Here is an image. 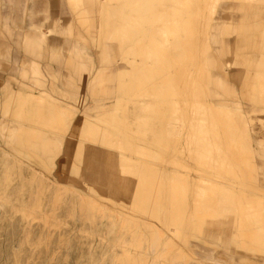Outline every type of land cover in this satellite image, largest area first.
I'll list each match as a JSON object with an SVG mask.
<instances>
[{
	"label": "rangeland",
	"instance_id": "1",
	"mask_svg": "<svg viewBox=\"0 0 264 264\" xmlns=\"http://www.w3.org/2000/svg\"><path fill=\"white\" fill-rule=\"evenodd\" d=\"M47 1L43 26L25 34L45 41L30 48L19 36L25 6L0 0V14L11 17L0 20V264H264V243L252 241L264 229V0H218L214 8L216 0ZM83 14L94 18L81 20ZM165 15L181 16V25L158 28L168 23L157 18ZM54 17L69 23L73 39L54 26ZM168 32L176 40L169 36L165 44ZM65 40L75 42L81 58L56 54L53 46ZM10 49L36 63L40 74L24 76V63L9 62ZM102 66L94 84L95 97L106 103L102 113L79 108L80 89L57 83V96L73 105L47 94L53 72L66 80ZM207 103L244 112L252 167L239 172L222 163L223 155L221 163L206 161L219 160L216 134L195 127L201 118L217 119ZM52 104L63 114L49 113ZM88 126L98 127L100 138ZM230 132L219 136L227 153ZM93 147L100 149V166L112 164L104 181L84 174ZM120 153L130 162L120 165ZM115 184L118 194L110 197ZM250 204L260 208L256 217L247 214Z\"/></svg>",
	"mask_w": 264,
	"mask_h": 264
},
{
	"label": "bare ground",
	"instance_id": "2",
	"mask_svg": "<svg viewBox=\"0 0 264 264\" xmlns=\"http://www.w3.org/2000/svg\"><path fill=\"white\" fill-rule=\"evenodd\" d=\"M77 3H80V1H76ZM217 2H218V0H216L214 3H213V8L216 6V4H217ZM190 4H192V2H190ZM179 17H181V16H171V17H168L167 15H165V16H162V17H157L159 20L161 19L162 20V18H167V22L168 23H157L156 24V26H159L158 28H160V26H165V27H174V26H180L181 24L180 23H176V20L179 18ZM185 18H187V16H184ZM93 18H94V16L93 15H88V16H85V17H82V19H84V20H93ZM131 17H120L119 19H130ZM170 18V19H169ZM194 18V17H193ZM154 19V18H153ZM171 19H173V21H175V23H169V20L171 21ZM155 20V19H154ZM157 22V21H156ZM156 22H153V23H156ZM189 24H191V23H189ZM197 24V23H196ZM112 25H115V24H112ZM112 25H106L105 24V26H112ZM152 24H146V26H151ZM208 25H211V24H207V26ZM101 26H103L102 24H99V27H101ZM115 26H120V25H118V24H116ZM114 26V27H115ZM123 26V25H122ZM154 26V25H153ZM195 26V23H194V25H193V27ZM203 26V25H202ZM201 26V27H202ZM204 26H205V24H204ZM97 27V26H96ZM113 27V28H114ZM121 27V26H120ZM132 27V26H131ZM183 27L185 28V26L183 25ZM192 27V26H191ZM116 28V27H115ZM162 28V27H161ZM184 28H181V29H183V31H184ZM190 28V27H189ZM203 29L204 28H206V26L205 27H202ZM208 28V27H207ZM125 29V28H124ZM168 28H166V30H167ZM191 31L193 30V28H191L190 29ZM154 31H156V30H154ZM163 31V30H162ZM162 31H161V38H162ZM182 31V32H183ZM186 31V30H185ZM207 31H208V29H207ZM206 31V32H207ZM203 32L204 31H202V35H204L203 34ZM209 32V31H208ZM114 33H115V31L113 30V33H112V36H114ZM158 33V32H157ZM156 33V34H157ZM184 33V32H183ZM191 33V32H190ZM194 33H196V32H194ZM193 32L191 33V34H194ZM199 33H201V32H199ZM111 34V33H110ZM177 34V33H176ZM207 34V33H206ZM204 35L205 36V38H206V36L207 35ZM126 32H125V30H123V29H121V36H123V39H125L126 38ZM128 36H129V34H128ZM167 36L168 37H166V42H165V44L166 43H168L167 42V38H169V36L170 37H172V39L173 40H176V35L173 33V32H168V34H167ZM204 36L202 37V39L204 38ZM163 37H164V35H163ZM185 37V36H184ZM190 38V37H189ZM207 38H209L208 36H207ZM164 39H165V37H164ZM169 39H171V38H169ZM168 39V40H169ZM181 39V38H180ZM121 40V39H120ZM156 40V39H155ZM173 40H171L170 42H172ZM157 41V40H156ZM204 41H206V42H208V40H204ZM213 41H215V42H217V38L215 39V37H213ZM158 42V41H157ZM180 42H181V40H180ZM174 43V42H173ZM165 44L164 45H162L161 44V47L163 46V48L165 47ZM169 44V43H168ZM171 44V43H170ZM201 44H203V43H201ZM207 44V43H206ZM158 45H160L159 44V42H158ZM210 45V44H209ZM168 46H170V45H168ZM111 47V46H110ZM158 47V46H157ZM156 47V48H157ZM185 47V46H184ZM205 47V49H207L206 48V45L205 46H203V48ZM159 48V47H158ZM174 48V47H173ZM176 48V47H175ZM186 48V47H185ZM165 49V48H164ZM172 50H174V49H172ZM175 50H177V49H175ZM204 50V49H203ZM202 50V51H203ZM208 50V49H207ZM188 52V51H187ZM206 51H204V53H205ZM185 53H186V51H185ZM185 53H183V54H185ZM153 55V54H152ZM148 56H150L149 55V53H148ZM170 56V55H169ZM163 57H164V55H163ZM185 57V56H184ZM170 59V58H169ZM171 59H173V58H171ZM184 59V58H183ZM192 59V58H191ZM158 60H159V58H158V56H157V59L155 60L156 62H158ZM124 61V60H123ZM122 61V62H123ZM185 61V60H184ZM174 62H176V63H173V64H177V61L175 60ZM186 63V62H185ZM147 65V64H146ZM177 65H179V64H177ZM176 66V65H175ZM107 67V66H106ZM148 67H149V65H148ZM171 67V66H170ZM184 68H186V67H184ZM174 69H177V67L176 68H174ZM174 69L172 70L173 72H174ZM185 69H183V71H184ZM188 70V69H187ZM186 70V71H187ZM199 70V71H198ZM198 70H196V72H197V74H200V73H198V72H201V67L198 69ZM185 71V72H186ZM172 72V73H173ZM196 72H195V74H196ZM204 72H206V71H204ZM203 72V73H204ZM167 73H168V71H167ZM180 72H178L177 71V74H179ZM116 74H117V72H116ZM192 74V73H191ZM195 74H192V75H195ZM202 74V73H201ZM110 75H111V73H110ZM175 75V74H174ZM191 75V76H192ZM205 76H206V74H204ZM108 76V75H107ZM183 76V75H182ZM186 76V75H185ZM199 76V75H198ZM203 76V75H202ZM100 77V76H99ZM117 77V76H116ZM197 77V76H196ZM196 77H193V80H195L196 79ZM200 77H201V75H200ZM204 77V76H203ZM207 78H209L208 76H206ZM192 78V77H191ZM195 78V79H194ZM198 79V82L200 81V79L199 78H197ZM205 79V78H204ZM117 80V79H116ZM185 80V77L183 78V81ZM191 81V80H190ZM196 81V80H195ZM195 81H194V83H195ZM201 81H203V79L201 80ZM201 81L199 82V84L201 83ZM193 82V81H192ZM198 82L196 83V84H198ZM264 83V82H263ZM263 83H262V85H263ZM189 84V83H188ZM191 84H193V83H191ZM199 84L198 85H196V87L198 88L197 90L195 89V93H196V95H198L197 94V91L198 90H200V88H202V87H200L199 88ZM200 85H202V84H200ZM193 86H194V84H193ZM205 86H206V84H205ZM264 87V86H263ZM109 88V87H108ZM191 89V88H190ZM204 89V88H203ZM223 89L224 90H226L224 87H223ZM262 89H264V88H262ZM202 90V89H201ZM192 91V90H191ZM190 91V93H192ZM203 91V90H202ZM205 91V90H204ZM261 91V90H260ZM263 92H260V93H262V98L264 99V90H262ZM194 92V91H193ZM200 93V92H199ZM249 93V92H248ZM251 94V93H250ZM259 94V93H258ZM200 95V97H201V95H203V93L202 94H199ZM187 96V95H186ZM194 96V95H193ZM192 96V97H193ZM251 96H252V94H251ZM191 96H189V98H192ZM199 97V98H200ZM203 97V96H202ZM259 97V96H258ZM183 98H185L184 96H183ZM187 98H188V96H187ZM188 98V99H189ZM196 99V98H195ZM201 99V98H200ZM258 99V98H257ZM260 99V98H259ZM183 100V99H182ZM185 100V99H184ZM192 100H193V98H192ZM191 99H190V102L189 103H191L190 105H192V103H194V102H191L192 101ZM178 101V100H177ZM177 101H175V102H177ZM185 102V101H184ZM41 103L43 104V101H41ZM177 103H179V101L177 102ZM176 103V104H177ZM183 103V102H182ZM181 103V104H182ZM184 105H185V103H183ZM182 104V105H183ZM195 104V103H194ZM193 104V105H194ZM200 104V103H199ZM208 104V106L211 108V110L209 111V113H210V115H214V116H217V119L214 121V122H212V124H210V121H206V120H204L203 118H201L200 120H198L199 121V123H197L196 122V125L198 124V126H195V125H193V126H195V127H197L198 129H197V132L198 133H203V134H205V131L207 130V129H209L210 128V130H211V132H214L215 134H216V142L214 143V150H215V147L217 148V152H218V154H219V160H213V159H215L214 157H213V159L211 158L213 155L212 154H210V155H212L210 158H208V160H206V161H209V159H211L212 161H214V162H220V158H221V156H222V163L223 164H225V165H231V166H234V165H236L237 166V168H238V170L237 171H239V172H241L243 169H244V167H245V169H247V167H252V160L254 159V156H253V152H252V142H251V137L249 136V134H248V129H247V126H246V122H245V115H244V112L242 111V110H240V109H237V110H233V108L231 109V108H229V107H227L226 105H225V107H222V105L223 104H221V105H212V104H210V103H207ZM192 105V106H193ZM200 105H202V104H200ZM221 106V107H220ZM188 107H190V106H188ZM187 107V108H188ZM176 108H178V107H176ZM181 108V107H180ZM192 108V107H191ZM191 108H189V109H191ZM50 112L49 113H51L52 115L53 114H55V118H56V116L58 115V114H60V115H62L63 114V112H62V109L58 106V105H56V104H52V106L50 107ZM186 108H185V106H184V110H185ZM181 110V109H180ZM192 110V109H191ZM190 110V112L192 113V111ZM177 113H179L178 111H176ZM187 112V111H186ZM195 113V112H194ZM57 114V115H56ZM197 114V113H196ZM59 115V116H60ZM193 115V114H192ZM200 115H201V111H200ZM194 116H195V114H194ZM106 117V116H105ZM53 118H54V116H53ZM61 117H59V119H60ZM52 120V119H51ZM197 120V119H196ZM191 122L193 121V119H191L190 120ZM203 121V122H202ZM190 122V123H191ZM194 122V121H193ZM192 122V124H194ZM234 125H233V124ZM88 125H90V124H88ZM93 125V124H92ZM215 125V126H214ZM238 125V126H237ZM78 126V125H77ZM192 126V127H193ZM86 129H88L89 128V133L91 134V131L92 132H94V131H96V130H98V131H101L98 127H96V126H93L91 129H90V126H88V127H85ZM222 129V130H221ZM238 129H240V135H241V138H243V142H242V139L241 138H239L240 139V142H239V140L238 139H236V137H238ZM223 130H225V131H231L230 132V134H231V138H230V144H229V148H231L232 150L230 151V152H225V151H223L222 150V142H221V140H219V136H220V132H222ZM102 132V131H101ZM104 132V131H103ZM208 132H209V130H208ZM95 133H97V131L95 132ZM207 133V132H206ZM85 134L87 135V132H85ZM105 135L107 134L106 132L104 133ZM104 134H102V135H104ZM209 133H207V135H208ZM95 135V134H94ZM97 135H99V132L97 133ZM206 135V134H205ZM88 136H89V134H88ZM100 136H101V134L98 136L99 138H100ZM114 136V135H113ZM112 136V137H113ZM192 136V135H191ZM97 138L98 139V137L97 136H93V135H91V140L93 139V138ZM103 137V141H104V139L107 141V138H105V136H102ZM200 137L201 138H203V139H207V136H204L203 135V137H202V135L200 134ZM89 138V139H90ZM95 138V139H96ZM192 138V137H191ZM109 139V138H108ZM45 140V139H44ZM110 140H111V138H110ZM121 140H122V138H121ZM192 140V139H191ZM199 140V139H198ZM49 141V140H48ZM51 141V140H50ZM109 141V140H108ZM107 141V142H108ZM111 141H113V140H111ZM208 141V140H207ZM45 142V141H44ZM224 142V141H223ZM46 143V142H45ZM55 143V142H54ZM53 143V144H54ZM39 144V143H38ZM106 144H108V143H106ZM111 144H113V142L111 143ZM51 145H52V143H51ZM110 145V144H109ZM114 145V144H113ZM76 146H78V145H76ZM76 146H74V147H76ZM111 147H113V146H111ZM115 147H116V145H115ZM44 148V147H43ZM81 149V146L79 147L78 146V149ZM42 149V148H41ZM48 149V148H47ZM97 149V150H96ZM44 150H46V148H44ZM100 149H98V148H96V147H93L92 148V150H90L89 151V154H91V156L89 157V159H88V165L87 166H85V167H83V168H86L87 169V171L86 172H84V174H85V176L87 177V178H89V179H91L92 181H95V180H97V179H99L98 177H100V178H102V180L104 181L105 180V175H104V172L106 171V172H108V170H106L107 168L108 169H112V168H110L109 166H111L112 164H111V162H109V166H107V168L106 169H104L102 166H100L99 165V162H97V160H96V158L98 157V153L100 154V151H99ZM39 151V150H38ZM99 151V152H98ZM102 152V151H101ZM106 152V151H105ZM212 151H210V153H211ZM214 152V151H213ZM212 152V153H213ZM36 153V152H35ZM112 153V152H111ZM85 154V153H84ZM87 154V153H86ZM106 154V153H105ZM104 154V155H105ZM140 154V153H139ZM214 154V153H213ZM47 155V154H46ZM107 155V154H106ZM120 159L118 160V159H115V163L117 162V160L120 162V165H123L124 164V162H126V161H128V162H130V159H128L127 158V160H126V158H124L123 156V154H121L120 153ZM207 155V154H206ZM217 155V154H216ZM97 156V157H96ZM110 156V155H109ZM113 155H111L110 157H112ZM205 156V155H204ZM208 156V155H207ZM264 155H262V157H263ZM96 157V158H95ZM105 158V157H104ZM87 159V158H86ZM108 159H110V158H108ZM107 159V160H108ZM109 161H111V160H109ZM119 162H118V164H119ZM80 163V162H79ZM221 163V162H220ZM117 164V165H118ZM117 167V166H116ZM232 169V168H231ZM75 170H77V168H75ZM105 170V171H104ZM117 170V169H116ZM118 170H120L119 168H118ZM98 171V172H97ZM113 172V171H112ZM78 173V172H77ZM75 174V173H74ZM83 174V173H82ZM108 173H106V175H107ZM83 177V176H82ZM111 177H113V176H111ZM116 177L118 178V176L116 175ZM232 177H235V176H233L232 175ZM116 178V179H117ZM82 179V178H81ZM79 180V179H78ZM100 180V179H99ZM201 180H205V179H201ZM115 181V180H114ZM207 181H209V180H207ZM90 183H91V181H90ZM93 183V182H92ZM82 184V183H81ZM98 185V184H97ZM87 186V185H86ZM100 186V185H99ZM114 187H116V189H113V193H112V196H110V197H114V196H116L117 194H118V190H117V188L119 189V185H117L116 186V184H115V186ZM88 188V187H87ZM201 189V188H200ZM96 191V190H95ZM200 191V190H199ZM91 192V191H90ZM226 193L227 192H230L228 189H226V191H225ZM96 193H97V195L100 193V194H102V195H104V192L103 191H99V190H97L96 191ZM95 193V194H96ZM201 194L200 195H202V196H200L201 198L203 197V193H204V191H202L201 190V192H200ZM110 194V193H109ZM93 197H94V195H92ZM100 196V195H99ZM100 198H102L101 196H100ZM105 198V197H104ZM196 202V201H195ZM233 204L234 203H232V206L230 207V212H233L234 214H235V212H236V208H234L233 207ZM261 206V205H260ZM263 207V206H262ZM209 209V208H208ZM207 209V210H208ZM247 214L248 215H251L252 216V214H253V216L254 217H256V214H258V213H260L259 212V209L260 208H258V207H255V208H253V205H251L250 204V206H248L247 208ZM206 210V209H205ZM249 217V216H248ZM246 218V217H245ZM252 219V218H251ZM241 222V221H240ZM238 223V222H237ZM242 224V223H241ZM240 225V224H239ZM241 226V225H240ZM259 229H260V227H259ZM255 233H257L256 235L254 234L253 235V240L252 241H254V242H256V243H258V244H262V243H264V229H262V230H260V231H256ZM237 234V233H236ZM251 236V235H250ZM251 238V237H250ZM245 241V240H244ZM246 242V241H245ZM246 244H248V242L246 243ZM249 245H251V244H249ZM250 253V252H249Z\"/></svg>",
	"mask_w": 264,
	"mask_h": 264
},
{
	"label": "crops",
	"instance_id": "3",
	"mask_svg": "<svg viewBox=\"0 0 264 264\" xmlns=\"http://www.w3.org/2000/svg\"><path fill=\"white\" fill-rule=\"evenodd\" d=\"M8 1L14 3L15 5H19L20 3H22L23 6H25L24 8L19 9L21 11V13L19 14L20 20L21 21L27 20V24H24V26L19 31V36L21 38L20 39L21 44H23V40H24L25 46H30V48H33V47L40 48L43 42L45 41L44 36L42 34H38L37 32L29 33L26 36L25 34L30 29H33V28L40 29L43 26V21L46 20V15H47L46 12H48L47 11L48 1L47 0H8ZM85 16H88V15L83 14L80 17V19L84 20L82 19V17H85ZM10 19H11L10 15L0 14V20L5 21V23ZM54 19H56V22H54L55 25L54 24L53 25L56 26L58 29H61V34L65 35L66 38L73 39L71 36H69L68 31H67L69 23L62 22V19L60 17H56V18L54 17ZM24 36H25V39H24ZM1 48H7V45L3 44ZM52 49L56 51V54L58 56L64 59H67L70 55H76L74 57H77V58L82 57L78 54L79 52L78 46L75 44V42H71L70 40H65L63 44H57L53 46ZM8 60L14 65V67L24 63L25 68L22 72L24 76H27L30 73H32L33 75L40 74V71L38 70L36 63L30 60L26 62L25 56L21 58L18 56H13L11 53V49H10ZM114 63L115 62L113 59L112 66H115ZM102 68L103 66L98 70L84 72V73L75 72L74 74H78L77 76L71 75L69 73L70 77H67L68 79L66 80H63L61 78V76H63L61 75V72H58V73L53 72L51 74L52 80L49 86L51 93H47V94L51 95L52 97L56 99H59L60 101L66 104H71V103H68L62 100L61 98L57 96V90L59 88L57 86V83L61 85V89L72 90V91H76L80 89L85 95V98H84L82 106L79 108H81L82 110H86L87 112L93 113V114L102 113L106 109V103L99 101L100 97L98 98L95 97L96 89L94 88L95 81L97 80L99 75L102 73ZM2 82H3V78L0 75V84ZM114 98H113V104H114ZM87 99H89L90 102H87ZM0 126L2 129L5 128L3 123H1Z\"/></svg>",
	"mask_w": 264,
	"mask_h": 264
}]
</instances>
